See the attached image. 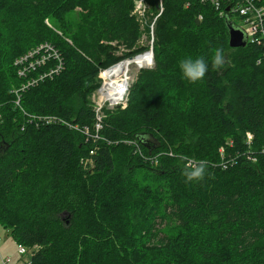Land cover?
<instances>
[{
  "label": "trees",
  "instance_id": "obj_1",
  "mask_svg": "<svg viewBox=\"0 0 264 264\" xmlns=\"http://www.w3.org/2000/svg\"><path fill=\"white\" fill-rule=\"evenodd\" d=\"M148 2L153 18L158 0ZM132 5L0 0V231L36 245L33 264H264V157L241 156L246 132L264 145L262 45L229 47L228 18L211 5L162 0L154 67L138 73L124 108L103 109L100 139L70 127H93L99 69L142 49ZM111 41L129 51L116 55ZM45 42L62 69L21 92L16 106L12 90L56 60L26 76L15 60ZM216 48L225 53L219 70ZM188 57L208 62L203 80L183 78ZM227 140L240 151L224 168L217 149ZM188 160L206 162L202 180L186 182Z\"/></svg>",
  "mask_w": 264,
  "mask_h": 264
},
{
  "label": "built area",
  "instance_id": "obj_2",
  "mask_svg": "<svg viewBox=\"0 0 264 264\" xmlns=\"http://www.w3.org/2000/svg\"><path fill=\"white\" fill-rule=\"evenodd\" d=\"M204 3H208L215 10L218 11L221 17H227L231 19L232 16H237L241 25L238 26L242 29L246 36V45L247 44H258L262 45V53L264 55V5L261 3L262 0H201ZM146 12L147 5L145 0H135L133 13L139 18L143 24H145V30L151 37L150 46L152 45L153 40V22L150 24L146 23ZM162 12V7L159 8V11L156 15ZM200 19V17L198 18ZM234 23V22H233ZM235 24V23H234ZM245 45V46H246ZM50 58H54L56 60L55 66L51 68L49 71H44L38 73L37 77H31L27 79L25 83H23L19 88L13 89L16 99L15 104L19 105L20 101V93L26 90L28 87L33 86L38 83V81L43 80L47 76H51L52 74H57L62 69V61L59 57L57 50L49 43L45 42L28 52L27 54L20 56L15 60V64H18V75L26 76L30 71L34 70L36 67H40V65L44 64ZM144 58V62L140 63L141 66H148L149 62H151L153 58V53L151 47L145 50L143 53L137 55L136 57H130L123 59L115 64H112L109 67L101 68L98 71V76L100 78L99 87L92 94L93 101V111L95 115V121L93 123V127L89 128L88 126L80 127L77 124L70 125L75 130L80 131L82 134L86 136V139L91 138L92 140H98L101 138L99 135L102 130V120L104 117L103 109L110 108L113 109L115 107L124 108L126 105V95L129 88V80H128V70L127 68L121 70L120 72H116V68L120 66L121 63H124L128 60ZM139 60V59H138ZM259 62V61H258ZM0 112V123L2 122ZM30 117V122L37 124V120L44 118L46 123H50L55 120L53 117H37L33 115H28ZM35 118H37L35 120ZM61 122H63L61 120ZM2 144V139L0 137V146ZM243 150H241L242 159L245 162L255 163L258 161L259 157H264V145L263 146H254V137L251 132H246L243 137ZM138 148V147H137ZM94 150L90 151V154H94ZM240 149H236L234 147L233 140H227L225 144H222L218 147L217 152L219 156V165L222 167H227L234 165L237 161V157L239 156L238 152ZM169 155L172 156V152L168 151H159L157 156ZM193 161V160H188ZM187 161V162H188ZM87 160L85 161V163ZM91 160L88 159V163ZM195 162V161H193ZM4 234L7 238H10V231L5 230ZM0 240H2V236L0 234ZM16 253L19 258L22 259L23 264H33L31 260V256L34 250L37 248L36 245L33 247L25 246L21 243H15ZM24 258V259H23ZM1 260L3 264H8L11 261L10 256H6L5 258L1 256Z\"/></svg>",
  "mask_w": 264,
  "mask_h": 264
},
{
  "label": "rangeland",
  "instance_id": "obj_3",
  "mask_svg": "<svg viewBox=\"0 0 264 264\" xmlns=\"http://www.w3.org/2000/svg\"><path fill=\"white\" fill-rule=\"evenodd\" d=\"M134 2H135V0H133V5H132L131 11H130V15L133 16L135 21L138 23V27H139V31H140V36L138 38V41L136 42V45H137L136 47L142 48V49L130 57H136L137 55L143 53L145 50L149 49V47H151V50L153 53L154 26H155V21L157 18L156 16H154L153 18H150L153 13L150 11V3L148 2V0H145L146 5H147L146 23L150 24L151 22H153V40H152V45L150 46L149 42L151 40V37L148 34V32H146V30H145V24H143L142 21L139 18H137V16L133 13ZM160 7H162V10H163L162 0H158V3L156 4L157 12L159 11ZM230 20L232 22H234L236 26L241 25L237 16H232ZM109 44L115 47V54L116 55H122L123 53H126L129 51L128 48L120 42L111 41V42H109ZM130 57H128V58H130ZM123 59H126V58H123ZM137 60L138 59L130 60V61L128 60V61L124 62V64L121 65L122 69L127 68V70H128L127 74H128V80H129V88L132 85V83L136 80L137 75L141 70L152 68L155 65L154 54H153V58H152L151 62H149L148 66H141L142 64H140V62H137ZM98 78H99V76H98ZM129 88H128V92H129ZM93 92L90 95V100H91L92 105H93V101H92ZM128 92H127V94H128ZM126 102H127V95H126ZM105 109H110V108H105ZM0 234L2 236V240H0V264H3L2 260H1V256L4 258L6 256L11 257V261L8 264H23L22 259L19 258V256L16 253V246H15L14 241L11 240L10 238H7L6 235L4 234V232L0 231Z\"/></svg>",
  "mask_w": 264,
  "mask_h": 264
},
{
  "label": "clouds",
  "instance_id": "obj_4",
  "mask_svg": "<svg viewBox=\"0 0 264 264\" xmlns=\"http://www.w3.org/2000/svg\"><path fill=\"white\" fill-rule=\"evenodd\" d=\"M225 53L222 49L216 48L213 50L211 57V67L214 70L221 69L225 64ZM179 68L183 78L195 83L203 80L209 71V64L203 57L195 59L188 57L180 60ZM207 164L205 161H188L185 165L182 175L186 182L200 181L207 174Z\"/></svg>",
  "mask_w": 264,
  "mask_h": 264
},
{
  "label": "water",
  "instance_id": "obj_5",
  "mask_svg": "<svg viewBox=\"0 0 264 264\" xmlns=\"http://www.w3.org/2000/svg\"><path fill=\"white\" fill-rule=\"evenodd\" d=\"M227 18V17H226ZM198 22V20H196ZM226 26L228 30V45L231 48L244 47L246 45V36L241 28L234 25L226 19ZM2 148V144L0 149Z\"/></svg>",
  "mask_w": 264,
  "mask_h": 264
},
{
  "label": "bare ground",
  "instance_id": "obj_6",
  "mask_svg": "<svg viewBox=\"0 0 264 264\" xmlns=\"http://www.w3.org/2000/svg\"><path fill=\"white\" fill-rule=\"evenodd\" d=\"M150 18H151V17H150ZM142 41H143V40H142ZM138 59H139V60H137V62H140V63H143L144 60H145L144 58H142V59L138 58ZM129 61H130V60H129ZM122 64H124V63H121L120 66H118V67L116 68V72H120L121 70H123V69H122V66H121ZM14 99H15V98H14ZM16 106H17V105H16ZM18 106H19V105H18ZM19 107H20V106H19ZM22 110H23V109H22ZM92 150H93V149H92ZM82 163H83V162H82Z\"/></svg>",
  "mask_w": 264,
  "mask_h": 264
}]
</instances>
